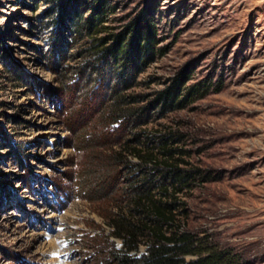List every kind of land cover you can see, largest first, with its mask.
<instances>
[{
    "label": "rangeland",
    "instance_id": "obj_1",
    "mask_svg": "<svg viewBox=\"0 0 264 264\" xmlns=\"http://www.w3.org/2000/svg\"><path fill=\"white\" fill-rule=\"evenodd\" d=\"M96 2L0 0V264H106L112 203L83 183L130 187L107 160L132 148L191 173L173 214L196 244L264 264V0H106L76 32ZM140 15L154 52L124 80L96 50ZM174 79L179 108L157 99Z\"/></svg>",
    "mask_w": 264,
    "mask_h": 264
},
{
    "label": "trees",
    "instance_id": "obj_2",
    "mask_svg": "<svg viewBox=\"0 0 264 264\" xmlns=\"http://www.w3.org/2000/svg\"><path fill=\"white\" fill-rule=\"evenodd\" d=\"M111 10L106 0H97L83 22L72 25L76 32L85 30L90 35L100 32V28H104L105 16ZM60 15L56 25L64 24L62 28H68L69 19ZM150 22L151 19L141 15L132 19L122 32L113 35V44H101L103 46L96 50L98 59L107 63L115 62L116 67H119L118 75L125 72V80L127 71L136 72L137 68L152 58L154 43ZM183 84L174 79L171 86L159 92L157 99L173 102L176 108L181 107L186 97V93L180 97ZM139 111H129L124 117L133 121V114ZM109 157L108 166L114 167L121 162V172L133 176L134 184L119 190L114 183V173L109 172L104 175L93 172L94 176L88 185L85 186V181L83 183L86 193L100 194L98 198L108 199L112 203L107 225L111 227L110 235L121 239L122 247L114 248L112 241L103 242L100 253L109 259L106 264H241L228 251L210 246L200 247L194 236L177 223L173 214L177 201L173 199V194L177 186L186 184L190 172L171 163H148L150 157L146 158L134 148L126 153L123 161L115 160L112 154ZM118 183L116 181V185ZM117 195L118 198H115ZM140 244L145 245L143 252L138 250ZM186 256L192 258L186 259Z\"/></svg>",
    "mask_w": 264,
    "mask_h": 264
}]
</instances>
